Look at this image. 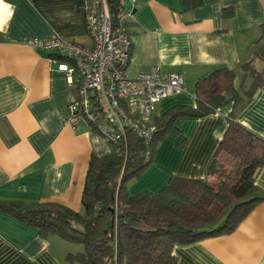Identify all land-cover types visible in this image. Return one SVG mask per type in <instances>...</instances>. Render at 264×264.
Instances as JSON below:
<instances>
[{"label": "crops", "instance_id": "0c3cea01", "mask_svg": "<svg viewBox=\"0 0 264 264\" xmlns=\"http://www.w3.org/2000/svg\"><path fill=\"white\" fill-rule=\"evenodd\" d=\"M85 1L0 0V199L58 202L79 211L91 155L113 149L86 124L68 123L76 89L57 69L66 52L27 41L56 32L91 46ZM226 8L232 13L225 15ZM122 19L131 39L126 76L151 67L183 76L182 88L156 104L154 119L175 105L195 106L197 79L217 68L232 69L236 84L249 85L241 65L252 58L264 0H202L188 9L180 0H122ZM231 109L226 103L203 117L176 118L175 135L159 140L153 161L128 182L127 193H156L172 176L203 177ZM237 119L264 137V88L252 98L243 96ZM255 183L264 191V165ZM74 248L0 211V264H66L64 256ZM173 253L176 264H264V201L233 231L176 244Z\"/></svg>", "mask_w": 264, "mask_h": 264}, {"label": "trees", "instance_id": "16d2710c", "mask_svg": "<svg viewBox=\"0 0 264 264\" xmlns=\"http://www.w3.org/2000/svg\"><path fill=\"white\" fill-rule=\"evenodd\" d=\"M184 9L202 0H180ZM113 26L122 14V0H106ZM225 15L232 13L225 9ZM60 58L66 60L64 55ZM264 23L259 25L252 58L241 65L248 86L235 82V72L220 67L197 79L196 105H175L152 118L155 131L150 141L126 132L124 145L106 154H92L81 193V210L58 202L0 199V211L38 229L44 237L56 235L73 247L66 264H176V244L229 233L261 201L264 191L255 183L264 165V137L238 121L243 96L253 97L264 88ZM226 103L224 130L203 177L172 176L156 193H127L129 181L138 178L153 161L157 144L175 135L180 116L203 117ZM181 225L186 230L179 231ZM81 246L78 248L77 246Z\"/></svg>", "mask_w": 264, "mask_h": 264}, {"label": "built area", "instance_id": "2783aa9c", "mask_svg": "<svg viewBox=\"0 0 264 264\" xmlns=\"http://www.w3.org/2000/svg\"><path fill=\"white\" fill-rule=\"evenodd\" d=\"M83 7L91 46L56 32L27 41L47 51L66 52V60L58 62L57 69L76 89V97L68 105L71 126L86 124L113 146L124 145L128 130L148 142L155 131L152 116L156 104L182 88L183 76L157 67L126 76L131 39L122 14L113 26L106 0H86Z\"/></svg>", "mask_w": 264, "mask_h": 264}, {"label": "water", "instance_id": "95a60500", "mask_svg": "<svg viewBox=\"0 0 264 264\" xmlns=\"http://www.w3.org/2000/svg\"><path fill=\"white\" fill-rule=\"evenodd\" d=\"M176 230H179V231H185L186 229L184 227H182L181 225H178L176 227Z\"/></svg>", "mask_w": 264, "mask_h": 264}, {"label": "rangeland", "instance_id": "374dc122", "mask_svg": "<svg viewBox=\"0 0 264 264\" xmlns=\"http://www.w3.org/2000/svg\"><path fill=\"white\" fill-rule=\"evenodd\" d=\"M259 61V60H258ZM113 146V145H112ZM78 248H81V246L79 245V246H77Z\"/></svg>", "mask_w": 264, "mask_h": 264}]
</instances>
